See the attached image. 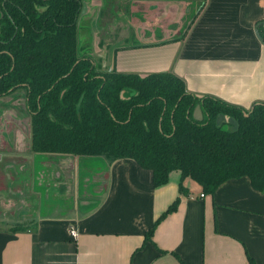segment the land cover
<instances>
[{"label": "crops", "instance_id": "0c3cea01", "mask_svg": "<svg viewBox=\"0 0 264 264\" xmlns=\"http://www.w3.org/2000/svg\"><path fill=\"white\" fill-rule=\"evenodd\" d=\"M159 3L168 11L172 6L168 0ZM262 21L264 0H200L178 36L173 31L146 36L133 24L134 42L125 44L122 23H115L116 38L111 39H119L111 53L112 70L139 77L169 73L191 95L247 110L264 103V43L256 35V24ZM101 54L98 65L106 70L108 48ZM191 118L202 119L198 106ZM216 122L232 123L223 116ZM13 149L29 152V147ZM73 158L30 153L33 181L37 161H58L57 175L51 173L49 179L69 205L60 213L36 211L27 225L0 223V264H264V194L253 190L247 178L224 182L212 194L184 179V193H179L177 172L154 187L151 173L131 160ZM67 167L72 168L69 181L60 174ZM4 168L5 174L23 171V166L17 171L12 165ZM98 171L105 177L102 183L91 181ZM176 199L175 210L155 223ZM19 224L24 231L9 232ZM69 228L77 233L75 239L68 236Z\"/></svg>", "mask_w": 264, "mask_h": 264}, {"label": "trees", "instance_id": "16d2710c", "mask_svg": "<svg viewBox=\"0 0 264 264\" xmlns=\"http://www.w3.org/2000/svg\"><path fill=\"white\" fill-rule=\"evenodd\" d=\"M80 9L81 0H0V99L23 94L29 152L128 159L151 173L154 187L177 172L179 193L184 179L212 194L224 182L247 178L264 194V103L244 110L191 95L169 73L101 69L79 52ZM256 33L264 43V21ZM196 106L200 121L191 118ZM219 116L232 123L217 125Z\"/></svg>", "mask_w": 264, "mask_h": 264}, {"label": "rangeland", "instance_id": "374dc122", "mask_svg": "<svg viewBox=\"0 0 264 264\" xmlns=\"http://www.w3.org/2000/svg\"><path fill=\"white\" fill-rule=\"evenodd\" d=\"M169 5H175V0H168ZM183 3V6L188 7V13L182 15V23L186 24L191 15L196 12L197 6L200 0H176ZM182 7V5H181ZM184 10L185 8L182 7ZM107 9H104L103 21L109 22L110 15L106 14ZM118 13L120 10L117 9ZM169 11L173 13L174 9L170 6ZM102 19V18H100ZM181 25V24H180ZM81 26V25H80ZM79 32V30H78ZM109 36V35H108ZM104 37L102 45L105 43H112L116 40L113 34L109 37ZM125 37H127L125 35ZM98 42L97 36L93 39L92 45L94 50L91 52L87 50L85 52L79 49L80 54H87L91 57L93 62H97L98 59H102V45L96 48ZM123 41L121 40V43ZM134 42L132 36H130L125 44ZM91 53V55H89ZM93 53V54H92ZM105 59V58H104ZM102 63V62H101ZM102 64H106V61ZM0 99V223H23L31 221L34 213L37 211L40 214H47L48 212H64L67 210L69 205V199L60 197L56 194V185L53 184L49 176L52 173L54 177L58 172V161L52 159H44L41 162L35 164V179L31 178V163L29 160L30 152L21 151L17 153L13 147H29V120L26 114L22 111L20 93H14L8 98ZM20 99V100H19ZM217 125H221L220 122H216ZM229 129H233L234 125H230ZM28 152V153H27ZM76 160L77 158H73ZM6 165H12L17 171L19 167L23 166V171L16 174L13 170H7L5 174ZM71 167L60 169L63 176L66 177L67 181L71 178ZM86 173H92L91 167H85L83 169ZM98 170V168L96 169ZM93 182L98 181L102 183L105 178L99 171L97 174H92ZM91 182V183H93ZM89 185L83 184V193L88 192ZM9 190V192H8ZM22 192L21 198L18 197L17 193ZM36 212V213H37ZM4 221V222H2ZM17 227H22L20 224Z\"/></svg>", "mask_w": 264, "mask_h": 264}, {"label": "flooded vegetation", "instance_id": "af4514ba", "mask_svg": "<svg viewBox=\"0 0 264 264\" xmlns=\"http://www.w3.org/2000/svg\"><path fill=\"white\" fill-rule=\"evenodd\" d=\"M159 2L160 0H145V3L142 4L136 0H81L80 13L83 4L86 7V12L81 18H79V13L77 20L79 49L83 52L87 50L92 52L94 50L92 41L96 36L98 39L96 48L102 45L104 37L107 38L108 35H112L113 27L115 25L118 26V24L115 23H122L119 26L124 28L123 34L127 36L126 40L132 36L135 31L132 27L133 24H138L139 28L137 29L138 31H136L146 36L163 35L165 32L169 31L175 32V36L180 35L185 26L181 18L183 14L188 13V7L183 10L182 7H180L181 3L175 0V5H172L174 11L171 13L168 11V8H165L164 5ZM178 3H180V5ZM104 9H107L106 14L110 15L109 22L103 21L104 18L107 19V15L104 16ZM117 9L120 10V13H118ZM168 13L169 15L166 18ZM192 16L193 15L190 16V19ZM114 42L102 45V52L108 48L109 55L114 53ZM86 55H88V53ZM89 55H91V53Z\"/></svg>", "mask_w": 264, "mask_h": 264}, {"label": "water", "instance_id": "95a60500", "mask_svg": "<svg viewBox=\"0 0 264 264\" xmlns=\"http://www.w3.org/2000/svg\"><path fill=\"white\" fill-rule=\"evenodd\" d=\"M85 12H86V7H85V5L83 4V7H82V10H81V13H80V16H79V18H81L84 14H85ZM257 35V34H256ZM257 38H258V40L260 41V39H259V37L257 36ZM112 63H113V56H112V54L110 55V57H109V65H108V67H107V69L105 70V71H107V72H111L112 71V69H113V65H112ZM125 95V94H124Z\"/></svg>", "mask_w": 264, "mask_h": 264}, {"label": "built area", "instance_id": "2783aa9c", "mask_svg": "<svg viewBox=\"0 0 264 264\" xmlns=\"http://www.w3.org/2000/svg\"><path fill=\"white\" fill-rule=\"evenodd\" d=\"M200 198L203 197V195H199ZM68 236L71 238V239H75L76 236H77V233L75 232V230L73 228H69L68 231Z\"/></svg>", "mask_w": 264, "mask_h": 264}]
</instances>
